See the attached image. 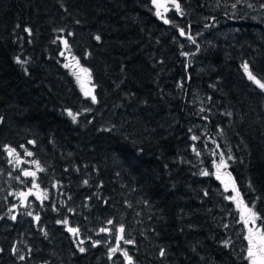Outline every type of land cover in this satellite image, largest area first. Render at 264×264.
I'll return each mask as SVG.
<instances>
[{"label": "trees", "instance_id": "16d2710c", "mask_svg": "<svg viewBox=\"0 0 264 264\" xmlns=\"http://www.w3.org/2000/svg\"><path fill=\"white\" fill-rule=\"evenodd\" d=\"M177 1L181 12L156 17L141 0H0V264H127L123 250L133 264H246L241 230L213 215L219 201L238 219L219 200L224 175L264 216V91L243 69L264 82V22L237 16L235 32L206 33L196 70L191 30L236 0ZM31 164L46 193L35 225L15 181ZM121 224L133 243L116 240Z\"/></svg>", "mask_w": 264, "mask_h": 264}, {"label": "snow or ice", "instance_id": "6c2138e0", "mask_svg": "<svg viewBox=\"0 0 264 264\" xmlns=\"http://www.w3.org/2000/svg\"><path fill=\"white\" fill-rule=\"evenodd\" d=\"M240 2H241V0H236V2L232 4V8H236V5ZM153 3L156 4L157 7L161 6L158 4L157 0H153ZM172 3L174 4L176 11L181 12V6L177 2V0H172ZM248 7H252V5L248 4ZM261 7L264 8V4H261ZM156 15L160 16L161 14L159 11H157ZM164 22L170 23V21L167 19H165ZM206 27H207V25H206ZM25 31L29 32V34L31 33V30L27 29V28L25 29ZM69 35H71V33H69ZM180 35H182V36L186 35V33L183 29L180 30ZM95 39L97 41H99L101 39V37L99 35H97L95 37ZM188 39L192 40V42L195 43V40L192 36L189 35ZM64 44H65V47L67 48L68 47L67 40H64ZM183 55H188V54L183 53ZM17 62L18 63H24L23 61H20L19 58H17ZM78 63L79 62L77 61V64ZM65 67H69V65L66 64ZM243 69H244L245 73L247 74V78L250 81H252L254 84H256L262 91H264V82H262V78H257V76L254 75L253 72L250 70L249 65L247 63H245L243 65ZM80 71L83 73L88 72V70L86 68H81ZM78 79H79V77H78ZM85 96H90L93 103L97 102L96 96L93 95L91 93V91L85 92ZM201 111H203V109H201ZM68 115L72 116V119L75 122L76 115H74L70 111L68 112ZM228 115H231V113H229ZM192 139L196 140V139H198V137L193 136ZM30 143H34V142L30 141ZM193 150L195 151V149H193ZM8 152H9V155H13L15 153V149L9 148ZM27 155L31 156L32 153L28 152ZM197 155H199V153H197ZM228 158L232 159L231 156H229ZM37 166L39 167L38 164H37ZM216 167L218 170L222 167H227V162L223 159L222 153H221L220 163L217 164ZM39 170L43 171V169H39ZM23 174H24V176H32V177L35 176V172H30V171H24ZM201 175L208 176V175H210V173L205 170L204 172L201 173ZM229 176H231L230 173H229ZM217 179H220L219 175H217ZM84 183L87 184V181H85ZM231 184H232L231 191L234 193V195L228 196L225 198L236 203L237 209L239 210V215H240L239 222L242 224L243 230L245 231V235H244L243 239L247 241L246 247L244 249V251L246 252L245 259L248 261V264H264V216H262L258 211H256V205L254 202L246 203L243 201L239 190L235 186L234 180H231ZM249 186H251V185H249ZM224 190L225 191L229 190L228 184H225ZM20 195L23 196L24 194L21 193ZM205 195H207L206 192H205ZM241 205H243L242 208H241ZM9 211H11V209ZM28 215H32V213L29 212ZM11 219L15 220L16 217L12 216ZM35 219L37 221H39L40 217L37 215L35 217ZM57 223H63L66 225L68 223V221L67 220L57 221ZM108 223L112 224L113 221L109 220ZM225 227H227V225ZM67 231L69 233H71L74 237H78L79 232H80L79 228H76V227H68ZM100 231L101 232H107V231H111V229L101 228ZM116 231L120 234L118 236V240H124V243H126V244L133 243L132 240H125L124 239V236H123V233L125 231L124 225L121 224L116 229ZM45 235H47V233H45ZM83 243H84L83 240H80L78 243V249H79V252H81V253H84L86 251V249L84 247L80 246V245H83ZM99 243H100V241H94L93 246H96ZM229 244H230V241H224L225 247H228ZM0 251H2V249H0ZM13 251L15 252V249H13ZM110 251L112 253H115L118 251V247L111 248ZM122 254L125 257V259L127 260V264H133V259L126 250H123ZM164 255H165V250L161 249L160 250V256L163 257ZM24 258L25 257L23 255L19 256V259H21V260H23Z\"/></svg>", "mask_w": 264, "mask_h": 264}, {"label": "rangeland", "instance_id": "374dc122", "mask_svg": "<svg viewBox=\"0 0 264 264\" xmlns=\"http://www.w3.org/2000/svg\"><path fill=\"white\" fill-rule=\"evenodd\" d=\"M222 1L223 0H211L212 4L214 7H218L220 8V5L222 4ZM242 1L240 3H238L236 5V8H232L231 6V9L229 10H225V11H222L223 13H221V17L222 19H220L219 21L215 20L212 22V24L209 25L208 24H204L202 23L204 26L200 27V29H192L191 30V34H192V37L194 38L195 40V50L194 51H191L189 53V57H188V61L189 59L191 58V63L189 66H192L194 67L195 66V69L196 70H199V69H204L203 67V61H201V57L199 59V50L200 48L197 47V45H202L204 46L203 51H206L209 49L210 47V44L208 43L209 41L206 40V33H211L212 31L214 32H217L216 36L220 37V36H223L222 34H218V32H222V33H225L228 35L229 32H235L233 31V29H236V22L235 19H237V16H239V18L241 17H249L251 19H254V20H257V21H262L264 22V8L261 7V4H264V0H250L248 1L247 3L245 4H242ZM248 4H251L252 7H248ZM226 16V17H225ZM207 25V27H206ZM209 27V28H208ZM263 27H264V23H263ZM207 41V42H206ZM205 42V43H204ZM204 43V44H203ZM194 53H197V54H194ZM80 81H81V84L82 87H84V84H87L89 85L88 81H84L83 78H82V75H80ZM86 85V86H87ZM193 90V89H192ZM198 95H197V92L193 90V92L191 93V100L193 101L194 99H197ZM22 165H25L27 166V163L25 164H21ZM18 167H20L18 165ZM17 167V171H18V178H16V183L17 185H20V186H26V189L24 191H20V194L21 193H28L29 194H32V195H35V197H40V199L42 200L43 198L46 197V193H42L40 192V190H38V188L35 186V178H33L32 176H24L23 175V171H30V172H36L34 171L33 169L37 170L36 166L32 165L30 166V168L32 169H29V170H26V169H23V168H19L18 169ZM28 167V166H27ZM21 175H22V180H21ZM220 179H217V176H216V180L218 181L219 183V187H220V194H221V198L219 200L223 201L224 203L226 204H230V206L232 207L231 209V212L233 211V214L236 213L238 219L236 220V222H233L232 221H226L227 220V214H225L224 212V208L220 205V202L218 201L216 204L218 206V208H216V211L214 213V218L215 220L218 222V226L220 227H223V226H226L227 227H238L239 230H241V243L243 242V260H245L246 264H248V261L245 259V256H246V252L244 251L245 247H246V244H247V241L243 239L244 235H245V231L243 230V226L242 224L239 222L240 220V215H239V210L237 209V205L236 203H234L233 201H230L228 199H226L225 197H228V196H232L234 195V193L231 191L230 187H229V190L228 191H225V184H228L229 181H227L225 179V176L224 175H219ZM229 186V185H228ZM17 195V194H16ZM220 197V196H219ZM19 201V200H18ZM22 201V200H20ZM29 211L26 213V215H28L29 212L32 213V210H33V206H35V203L34 202H29ZM22 206V204H21ZM243 206H241L242 208ZM32 209V210H31ZM33 215L30 216V219H33ZM235 230V229H234ZM233 231V230H232ZM235 233V232H234ZM232 235V233H231ZM79 237H82V236H79ZM230 239V238H229ZM228 239V241H230ZM72 240L73 242L75 243L76 241L74 240V236L72 235ZM224 241H227L226 238L224 239Z\"/></svg>", "mask_w": 264, "mask_h": 264}, {"label": "water", "instance_id": "95a60500", "mask_svg": "<svg viewBox=\"0 0 264 264\" xmlns=\"http://www.w3.org/2000/svg\"><path fill=\"white\" fill-rule=\"evenodd\" d=\"M141 1H143V2H147V3H148L149 8L152 10L154 16H156V17H166V16L169 15V13H170L171 11H176V9H175V7H174V4L172 3V0H157L158 4L161 5L160 7H157V5L153 3V0H141ZM177 2H178V1H177ZM178 3H179V2H178ZM166 9H167V10H166ZM157 11L160 12V14H161L160 16H157V15H156ZM211 22H212V21H210V23H211ZM163 23H164L165 25L167 24V23H165L164 21H163ZM83 89L86 90V91H90L89 88H88V86H84ZM119 235H120V234L117 233V237H116V240H117V241H119V240H118V236H119Z\"/></svg>", "mask_w": 264, "mask_h": 264}, {"label": "flooded vegetation", "instance_id": "af4514ba", "mask_svg": "<svg viewBox=\"0 0 264 264\" xmlns=\"http://www.w3.org/2000/svg\"><path fill=\"white\" fill-rule=\"evenodd\" d=\"M212 22H213V21H212ZM188 31H189V29H188ZM190 42H191V41H190ZM34 198H35V195L29 194V195H27V197H25V198L23 199V201H22L23 203H22V204H23L24 206H26V205L29 206V205H30L29 202H31V201H35V200H36V199L34 200ZM36 202H37V203H40V200L37 199L34 203H36ZM30 216H31V215H30ZM30 216H29V217H30ZM33 216H34V218H33V219H34V220H33V224L35 225L36 222H37V220L35 219L36 216H35V215H33ZM69 221H70V219L68 218V222H69ZM70 226H73V223H71ZM65 227H68V226H65ZM76 228H78V227L76 226ZM104 233L107 234V232H104ZM70 234H71V233H70ZM71 235H72V234H71ZM89 239H90V237H89ZM80 240H81L80 238L76 237V242H75V244L78 245V243H79ZM85 240H86V239H85ZM85 240H83V241H85ZM89 241H90L89 243H91V242L93 241V239H90ZM119 241H121V240H119ZM87 242H88V240H87ZM83 245H84V243H83ZM83 245H80V246H83Z\"/></svg>", "mask_w": 264, "mask_h": 264}, {"label": "bare ground", "instance_id": "6f19581e", "mask_svg": "<svg viewBox=\"0 0 264 264\" xmlns=\"http://www.w3.org/2000/svg\"><path fill=\"white\" fill-rule=\"evenodd\" d=\"M175 12V11H174ZM162 19H164V18H162ZM165 20V19H164ZM217 194V193H216Z\"/></svg>", "mask_w": 264, "mask_h": 264}]
</instances>
